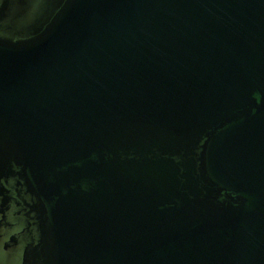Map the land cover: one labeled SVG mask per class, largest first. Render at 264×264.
<instances>
[{
  "label": "water",
  "instance_id": "obj_1",
  "mask_svg": "<svg viewBox=\"0 0 264 264\" xmlns=\"http://www.w3.org/2000/svg\"><path fill=\"white\" fill-rule=\"evenodd\" d=\"M0 264H264V0H0Z\"/></svg>",
  "mask_w": 264,
  "mask_h": 264
}]
</instances>
